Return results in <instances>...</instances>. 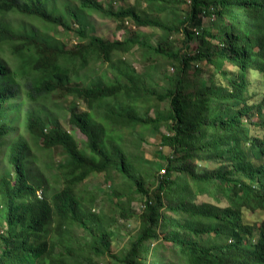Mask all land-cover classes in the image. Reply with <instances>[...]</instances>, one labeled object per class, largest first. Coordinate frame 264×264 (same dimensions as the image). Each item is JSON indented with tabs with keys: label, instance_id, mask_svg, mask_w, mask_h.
<instances>
[{
	"label": "trees",
	"instance_id": "16d2710c",
	"mask_svg": "<svg viewBox=\"0 0 264 264\" xmlns=\"http://www.w3.org/2000/svg\"><path fill=\"white\" fill-rule=\"evenodd\" d=\"M95 13L162 34L156 44L137 32L107 40L88 31ZM54 27L75 33L77 42L68 48ZM134 47L173 72L153 82L150 72L115 60ZM97 63L112 75L84 79ZM250 71L264 74V0H135L117 10L100 0H0V264H95L110 250L112 222L88 205L81 187L90 175L113 171L127 181L124 193L112 190L125 199L122 212L134 216L131 203L140 194L137 214L145 221L114 256L120 264H172L151 251L159 227L177 249L173 264H264V221L255 229L243 215L245 208L264 210V134L254 137L250 126L264 129V101L248 102ZM64 113L86 136L82 145L61 123ZM137 127L161 133L160 146L174 154H160L167 163L155 182L124 147L123 130ZM56 151L60 161L42 155ZM218 159V170L197 169L196 162ZM208 187L228 205L190 206L191 191L198 197ZM76 229L84 231L79 238Z\"/></svg>",
	"mask_w": 264,
	"mask_h": 264
},
{
	"label": "rangeland",
	"instance_id": "374dc122",
	"mask_svg": "<svg viewBox=\"0 0 264 264\" xmlns=\"http://www.w3.org/2000/svg\"><path fill=\"white\" fill-rule=\"evenodd\" d=\"M103 6L107 8H115V10L119 9L121 6L132 5L135 3V0H100ZM188 5L183 3L180 5V8H187ZM12 16V18H20L21 21H26L27 24L29 23H38V20L33 18H24L22 16ZM90 19V26L88 31L90 34L100 36L107 40H115V39H124L127 36H131L133 33H142L146 34L150 37L151 43L156 44L159 36L162 34V31L158 30L154 27H139L137 28L131 20L126 21V28L120 26L119 22L115 19L101 15V14H93L89 17ZM212 17L207 16L204 17V22L209 24ZM52 33L64 44L67 45L68 48L72 47L77 42L76 34L73 32L66 33L63 28L61 27H54ZM177 36V35H176ZM198 44L193 42L191 43V47L196 48ZM120 58H123L126 62L131 63L134 68H136L139 72H150L153 75V82L162 81V77L164 72L169 70V73L173 72V67L169 66V63L165 60H159L155 62L154 60H145L144 56L142 55V51L134 47L130 52L127 53H118L116 55V61ZM154 65H159L155 66ZM226 68L228 70L234 69L231 64H226ZM109 66L106 64L97 63L93 65L89 70H87L84 74V79L88 81L92 80H104L106 79L107 75H112L111 70H109ZM207 70L204 72V76H209L212 67L205 66ZM237 72V69H234ZM107 71L109 73H107ZM192 73V70L189 72ZM248 86L246 95L248 98V102L250 104H258L264 101V74H261L257 71H250L248 76ZM99 81V80H98ZM218 82H222V79L218 76ZM188 90H192L191 84H189ZM69 101L67 100L65 103L68 106ZM79 109L85 110L87 109L85 105L82 103H78ZM155 109H152L151 113L154 114ZM258 120L257 117L253 119V122L256 123ZM61 123L63 126L71 131L80 144L82 145L83 142L86 140V136L75 126H72L68 123V115L64 113L61 117ZM251 126V133L254 137H263L264 129L256 124H252ZM162 132H166V128L163 127L161 129ZM124 134V147L127 154L132 157L137 166L142 168V171H147L150 173L151 178L149 182L157 181V177L159 174H163L165 172V167L167 160L162 158L160 154L165 156H169V158H173V153L170 147H162L160 146L161 143V133L150 131L146 128L137 127L135 129H125L123 130ZM38 146L44 147L43 143L39 141L37 143ZM40 148V147H39ZM41 149V148H40ZM245 153L251 156L253 159V163L256 166L259 161L257 158L253 157L251 153L248 151V146L244 147ZM44 155L49 161L51 159H57L60 161L63 154L59 152H43ZM226 156H229V153H226ZM170 158V159H171ZM224 161L222 159H218L217 161H199L196 162L198 170H214L223 164ZM191 166H195V160H191ZM226 170L229 171L231 168V163L229 160H226ZM116 172L111 173H94L90 175V177L84 182L82 185V190L84 191L85 195L89 198L88 205L92 206V209L95 212H98L101 215H106L110 219L112 223V230L113 233L111 235V244L110 250L101 257H95L94 263L95 264H120L117 260H115V255H122L125 253V248L130 244L131 240H133L139 231L143 228L144 219L138 216L137 213L140 212V203L142 201L140 194H136L135 200L131 203V207L133 212H135L134 216H128L126 213L122 212V207L127 206L125 199L123 201H118L113 195L112 190H115L118 193H124L126 190V183L127 181H123L121 178H118ZM178 175L176 171L172 173V178ZM181 176V180L184 177V174H179ZM112 186V187H111ZM155 185L154 187H156ZM212 189L210 187L207 188L206 195H198L196 197V189L192 190V195L194 196L191 201H189V205L193 206L196 205L197 207H201L203 203L205 204H217L220 207H225L228 205V202H220L218 199H214L211 196ZM220 196V193H217ZM163 196V195H162ZM166 199H163L165 201ZM120 202L121 205L118 203ZM164 213H166L165 208L162 209ZM244 221L246 223H250L255 229L264 221V210H256L251 211L249 209H244ZM170 216H176L174 213H171ZM182 216L180 213L179 217ZM180 223H183V218L179 219ZM4 221H0V232L2 231V227ZM82 229H76L74 235L79 238L83 234ZM167 230L159 227L158 228V237L152 240L151 243V251L153 255H156L160 262H170L175 263L180 260L179 255L177 253V249L175 248V244L172 240L166 239L165 236L167 235ZM182 231L180 230V235H182ZM257 237V232L255 233V238ZM152 255V256H153ZM142 259L145 257V254H141ZM154 257V256H153ZM153 259V258H152ZM149 261L152 263L151 259Z\"/></svg>",
	"mask_w": 264,
	"mask_h": 264
}]
</instances>
